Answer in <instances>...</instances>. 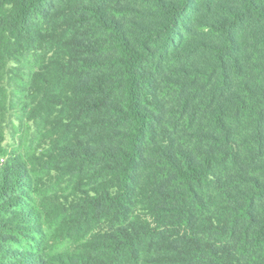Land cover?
<instances>
[{
    "label": "trees",
    "instance_id": "1",
    "mask_svg": "<svg viewBox=\"0 0 264 264\" xmlns=\"http://www.w3.org/2000/svg\"><path fill=\"white\" fill-rule=\"evenodd\" d=\"M0 264H264V0H0Z\"/></svg>",
    "mask_w": 264,
    "mask_h": 264
}]
</instances>
